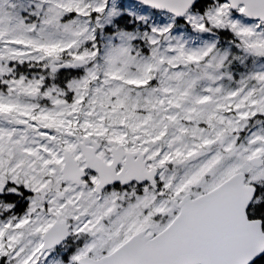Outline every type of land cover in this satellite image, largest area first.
<instances>
[{
    "label": "snow or ice",
    "instance_id": "obj_1",
    "mask_svg": "<svg viewBox=\"0 0 264 264\" xmlns=\"http://www.w3.org/2000/svg\"><path fill=\"white\" fill-rule=\"evenodd\" d=\"M0 264H264V0H0Z\"/></svg>",
    "mask_w": 264,
    "mask_h": 264
}]
</instances>
